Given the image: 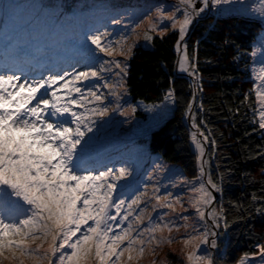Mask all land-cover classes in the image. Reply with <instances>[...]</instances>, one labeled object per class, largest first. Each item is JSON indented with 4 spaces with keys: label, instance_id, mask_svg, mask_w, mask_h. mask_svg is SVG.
<instances>
[{
    "label": "snow or ice",
    "instance_id": "1",
    "mask_svg": "<svg viewBox=\"0 0 264 264\" xmlns=\"http://www.w3.org/2000/svg\"><path fill=\"white\" fill-rule=\"evenodd\" d=\"M224 4L264 21V0L111 7L106 9L108 25H102L103 31L83 32L71 72L46 66L19 46L7 47L0 57V264H139L146 251L154 255L161 244L176 241L182 242L186 264H217L214 253L223 250L221 238L227 237L231 222L222 210L208 208L215 199L211 190L222 191L224 176L213 179L205 168L206 143L214 150L216 141L210 129L196 122L192 103L185 109L195 129L190 138L198 164L192 179L159 163L145 180H138L134 167L123 162L117 167L100 157L94 130L99 131L97 121L109 112L127 114L120 97L121 90L126 91L127 58L135 46L129 40L139 37L137 30L145 20L149 22L143 33L146 41L153 39V33L161 37L169 29L177 33L176 72L188 73L194 78L193 87L199 88V70L184 38L194 16L211 7L220 13L223 9L217 6ZM15 9L11 3L0 4V15L10 17ZM249 48L244 55L253 58V89L244 101L253 96L252 116L264 130V32ZM164 99L174 101L171 87ZM161 172L168 175L160 177ZM185 190L190 193L187 203L194 210V224L188 223V215L165 220L168 212L144 223L149 204L172 212L176 205L183 208ZM181 228L183 235H172ZM203 245L207 247L202 249ZM255 247L258 251L245 252L239 264H264V243ZM257 256L258 261L250 259Z\"/></svg>",
    "mask_w": 264,
    "mask_h": 264
},
{
    "label": "trees",
    "instance_id": "2",
    "mask_svg": "<svg viewBox=\"0 0 264 264\" xmlns=\"http://www.w3.org/2000/svg\"><path fill=\"white\" fill-rule=\"evenodd\" d=\"M42 8L34 14L33 24L49 20V15H39L46 13ZM262 28L257 19L239 15L198 19L186 43L199 70V88L193 87L194 78L189 74L176 72V32L155 35L152 47L136 46L128 61L126 83L133 101L160 104L169 88L174 90L170 113L148 136L133 140L147 147L150 162L158 157L189 179L197 176V152L190 138L192 120L185 111L189 103L196 122L210 129L215 138L214 150L206 143V160L213 179L224 176L222 191L216 194L231 222L227 237L221 238L223 250L214 253L217 264H237L245 252L257 251L255 245L264 243V136L252 116L253 96L244 101L252 89L251 57L244 50L250 51V43Z\"/></svg>",
    "mask_w": 264,
    "mask_h": 264
},
{
    "label": "rangeland",
    "instance_id": "3",
    "mask_svg": "<svg viewBox=\"0 0 264 264\" xmlns=\"http://www.w3.org/2000/svg\"><path fill=\"white\" fill-rule=\"evenodd\" d=\"M159 2L169 5H178L180 0H0V4L11 3L16 5V9L10 17L0 15V57L5 55V52L3 54L1 51H6L9 45H16L24 48L30 54L37 57L41 63L46 66L53 67L56 70L65 69L68 72H71L73 69L70 65L74 64V57L77 52L78 45L83 40V32L89 28L103 31L102 25H108V13L106 12V9L111 7L124 8L129 5H147ZM195 2L197 6H201L200 0H195ZM254 2L258 4L259 0H230V4L233 5L237 3L252 4ZM217 7L223 9V11L218 13L215 7H211L210 9H205V11L199 16L193 17L192 24L189 26L184 42H186L187 35L196 21L203 16L210 15L216 17L239 15L245 18L257 19L263 25L260 34L264 32V21H261L258 15L248 16L244 13L243 9L230 8L229 4ZM39 8L46 10V13H39V15L41 17L42 15L45 17L49 15L47 17L49 20L42 21V19H39L36 24H33L35 23L34 14L39 11ZM29 15L31 20H27ZM148 23V20H145L144 23L141 24V27L137 30L140 33L139 37L134 36L129 40V43L135 42L132 52L138 45L152 47V42L146 41L143 36L144 31L148 27ZM171 32L175 31L169 29L164 35ZM155 35L160 36L158 32L153 33V37ZM178 55H180V53H178ZM130 57L131 55L127 58V64ZM117 58L123 59V57L119 56H117ZM252 59L253 58H251V66L249 68V83L253 89V76L251 71L253 66ZM255 59L259 61V54ZM1 62L2 61H0V63ZM77 67L80 70H83L81 66L78 65ZM255 67L258 69L260 64L257 63ZM100 91L106 93L107 89L101 88ZM121 91L122 96L120 97V103L123 104L124 110L127 114H122L121 112H109L108 115L101 117L97 121L99 131L94 130L97 150L100 157L102 159L115 162L117 167H119L121 162L134 167V175H136L138 180H145L148 174L152 172L155 165L159 163H162L166 169L177 171V168L164 163L158 157L152 158L153 161L150 162L147 147L140 143H134L133 141L140 136H148L150 131L158 126L165 119L166 115L170 113L173 107V101L170 102L165 100L163 103L155 105H148L142 100L133 101L128 94L127 83L126 91ZM109 99L114 98L109 97ZM105 103H108V100H105ZM130 105L135 108L134 112H132L129 108ZM192 131H195V129H192L191 132ZM262 133L264 136V130H262ZM92 135L93 133H89V136ZM191 143L197 152L192 141ZM206 148L204 157L205 160ZM208 167L207 163L205 165L206 170H209ZM159 175L160 177H164L168 175V173L161 172ZM162 182L166 186L170 187L167 180H163ZM177 187H179V184ZM172 191L174 194L176 193V189H172ZM211 191L215 199L209 206L208 211L212 208H216L217 211H221V207L217 200L218 197L216 190ZM148 195L151 196V182L149 183ZM189 195L190 193L186 190L181 192L184 206L181 208L180 205H176L175 212H172L169 209H153L151 204H149L147 211L145 212L144 223H147L148 217L154 218L158 213L168 212L169 215L164 217L165 220L172 219L176 216L188 215V223L194 224L196 220L194 210L189 207L187 203ZM89 223H91V221H89ZM177 223L182 224L184 221L177 220ZM184 231L185 230L183 228L180 229V233H176L174 230L172 235H183ZM167 234V231H165L164 235ZM157 235L159 236L160 234L157 233ZM181 247L182 242L180 241H176L171 245L166 243L161 244L157 248L154 255L150 251H146L143 258L139 261V264H152L153 261H155V264H186L184 256L180 252ZM205 247L207 246L203 245L202 249ZM250 259L258 261L259 257H250ZM237 264H239V262Z\"/></svg>",
    "mask_w": 264,
    "mask_h": 264
}]
</instances>
